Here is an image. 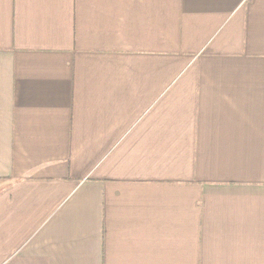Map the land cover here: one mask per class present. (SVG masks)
<instances>
[{"label":"crops","instance_id":"0c3cea01","mask_svg":"<svg viewBox=\"0 0 264 264\" xmlns=\"http://www.w3.org/2000/svg\"><path fill=\"white\" fill-rule=\"evenodd\" d=\"M0 264H264V0H0Z\"/></svg>","mask_w":264,"mask_h":264}]
</instances>
